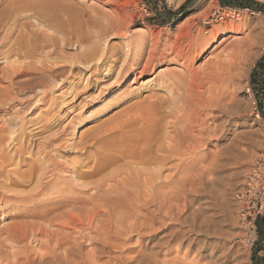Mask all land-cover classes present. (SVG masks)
Instances as JSON below:
<instances>
[{"label": "rangeland", "instance_id": "1", "mask_svg": "<svg viewBox=\"0 0 264 264\" xmlns=\"http://www.w3.org/2000/svg\"><path fill=\"white\" fill-rule=\"evenodd\" d=\"M60 1L68 6L74 5L72 7L76 11L74 10L73 18L77 23L74 25L75 27L72 26V29L88 28L92 34L100 35L103 32L109 34L106 40L109 45L114 46L116 61H111L112 65L110 62V64L108 63L111 66L108 68L107 77L95 74L88 78L87 72H78L74 77L69 76V80H64V85L57 88L58 80L52 78L50 82L52 88L48 92L47 100L67 92L66 87L72 84L76 85V89L69 97H60L57 100V106L48 112H45V108L51 103L50 100L45 106L41 102H37V104L32 96L34 92L25 88L27 86L23 83L24 79L35 76L29 69L27 73L20 74L17 77L19 79L15 80L21 85L11 86L9 80L0 81V87L1 85L8 87V91H3L0 94V137L6 136L0 146V155L2 149H6L7 152L13 151L5 142L11 138L10 132L14 130L19 132V127L22 125L23 130L20 132V136L23 135V138L26 139H24L26 145L32 144L33 155L25 153L29 163H34L35 159L42 158L41 151H46L45 146L48 145L51 138L53 140L55 137H61L59 135L63 133L62 139L55 143L56 150L49 148L47 151L51 150L50 153L55 161L65 163L62 167L73 169L74 160L77 159L80 162L85 158L76 157V150L73 148L81 135L76 133V139L69 140V134L64 129L66 124L74 122L73 116L83 115L84 117L85 115V121L75 128L77 131L87 132L94 128V124L97 122L110 120L129 103L143 100L148 97L147 95L153 93L155 97L165 98L170 95L161 83L163 76L166 78V75L172 78H170V83H172L175 92V88H177V92L183 96L187 94L189 100L191 96L193 97L189 102L185 100L184 103L178 104L183 106L185 115V119L177 123V125L179 124L177 127L181 128L177 132L179 141L182 140V134L186 132L182 126L192 125L193 129L198 131L199 126L212 117L211 112L215 111L217 105L211 106L212 108L209 106L206 109L204 104L207 100L227 103L234 99L235 102L234 106L228 108V112L221 116V119H217L218 121L215 122L212 119L209 120V124L213 126H216L217 122L220 123L221 120L225 122V128L220 137L213 134L211 131H214L211 129L213 126H210L204 141L196 145L195 152L183 155L185 158L173 157L175 159L172 158L173 160L168 164L169 168L167 167L168 169H165L166 171L163 173L162 184L164 185L162 187H164L160 189H163L162 191L159 190L162 195L157 192V194L160 193L158 196L161 198L154 196L149 202L139 200L141 199L138 195L139 192L137 193L136 187L132 186L114 191L111 199L107 201L108 203L105 202L106 197H104L102 198L103 206L96 207V204L93 205L91 201L86 200L88 196L86 191L73 187L70 182L66 181L68 175L62 173L59 175L56 185L46 187L38 194L35 191L39 185L36 180L28 183L29 185L27 183L22 186L13 184V181L21 179L22 172L27 171L28 167V164L20 162V157H15L6 166L5 172L0 174V190L3 191L6 183L12 181L7 194L10 195L13 190L15 192L22 191L23 194L22 198L10 199L8 195L0 197V239H5L2 237L7 234L6 232L2 233L3 227H13L19 224V228L23 226L22 229H24L25 227L23 230L25 232H23L22 241L15 242L13 245L5 244L3 253L24 250L31 255L32 253L34 255L35 252L40 254L55 244V239L73 231L68 235L72 234L70 236L72 241L81 240L83 253L92 252V243L96 241V249L101 247L105 250V252L97 253L96 259L99 262L110 261L109 256L114 257L109 247H103V240L107 239L106 241L116 242L118 245L125 242V248L117 247L115 249L117 253L122 252L128 257L125 264H131L135 257L141 260L142 256L145 261L142 260L141 263L148 264H154L153 262L157 260L166 264H172V262L174 264H253L254 250L258 248V243L259 245L264 244V238L260 240L258 235L264 211L255 218L256 221L253 225L249 224L247 220L243 221L238 215L234 195L242 189L246 183L245 178L255 166L261 165V173L264 178V0H198L188 10L174 18L170 13L180 8L185 0H182L178 7L170 0ZM196 4L198 6L191 10ZM256 7L262 10L256 9ZM77 9L78 14H76ZM27 18L15 21L17 24L12 30H15L14 34L23 27L22 21L35 24L33 18ZM45 23H48L46 27L37 24L36 27L30 28L40 29L38 39L43 37L41 31L57 38L61 36L62 42L63 37H68L67 35L71 34L70 26L65 27H69V31L61 28L65 32L59 33L54 24H49L47 21ZM10 24L13 25L12 22ZM222 29L229 30V33L216 42V34ZM119 31L121 33H118ZM14 34L9 39L10 43L1 49L2 51L7 53L6 49L13 42L14 44L18 43L15 40L18 33L15 36ZM180 35L183 37L181 43L177 42ZM96 40L99 44L106 41L102 39V36ZM65 43L61 46L63 49L58 48V51H55V57L59 56L56 53L63 54L64 51L62 57L69 58L81 50V47L75 42L71 43L72 45L66 43V48ZM250 47L253 48V51L258 52L249 59L247 50ZM126 53L129 54L127 55L129 58L125 60ZM180 54H184L185 58H182ZM54 55H51L53 61L56 59ZM14 57L9 59H14ZM1 61L3 59H0V64L5 65L6 61L4 60L2 63ZM24 61L32 62V59ZM232 61L239 64L238 69L233 72L238 75L236 84H231L230 81L233 77L227 70V63ZM34 62L36 61L34 60ZM220 62L223 65L219 66ZM70 64L69 61H65V68H69ZM123 66H125V71L122 73V77L120 74ZM216 67L219 70H216ZM191 79H194L193 82ZM186 81L190 82L192 86H186ZM202 88H204L203 93L200 92ZM198 95L200 96L198 97ZM21 99L24 101L29 99V102H21ZM195 101L197 102L195 103ZM93 103L100 109H106L99 120L95 117L89 118L90 113L87 112V109L89 104ZM258 114L260 117L256 119ZM18 115H21L20 119L16 118ZM35 115L38 116L34 118ZM168 117L164 122L171 121V117ZM48 121L52 123L51 126L47 125ZM3 122L5 125L2 124ZM167 128L169 130L171 127ZM193 133L195 134V132ZM66 140L68 142L62 144ZM23 149L26 151L27 147L25 146ZM170 164L172 168L169 166ZM90 166L91 164H87L84 169L86 170ZM112 171L111 169L107 170L92 180L98 177L101 178H98L99 180L108 178V176L110 178ZM44 172H40L41 177H50L49 170H44ZM102 175L104 176L102 177ZM164 176L168 178L165 179ZM111 177L113 176L111 175ZM84 181L86 180L83 179L81 182ZM29 192L36 194L33 195ZM66 194L69 195L66 196ZM15 195L11 194V196ZM68 197H70V204L52 211L47 210ZM162 198L164 200L161 202ZM78 199L85 202H78ZM67 211H72L71 218ZM63 216L68 221L72 220V224L61 222ZM130 217L132 219H129ZM130 221L137 222L140 227L128 233L126 224H130ZM22 223L27 224L22 225ZM45 230L46 232H43ZM78 233L79 235H76ZM47 237L51 241L44 243ZM92 238L93 242L90 240ZM36 240L38 241L36 242ZM182 240L184 241L180 244ZM140 249L141 254L138 253ZM3 253H0V259H4ZM262 254H264L263 251L261 256ZM100 257L101 259H99ZM108 264H112V261Z\"/></svg>", "mask_w": 264, "mask_h": 264}, {"label": "bare ground", "instance_id": "2", "mask_svg": "<svg viewBox=\"0 0 264 264\" xmlns=\"http://www.w3.org/2000/svg\"><path fill=\"white\" fill-rule=\"evenodd\" d=\"M170 1L172 2V4H174L177 7L180 6V4L182 2V0H170ZM72 6H74V5H72ZM72 6H70V5L68 6L67 4H62L60 0H0V59H3V61L4 60L6 61V63H4L5 65L0 64V81L6 82L7 80H9L10 82L9 81L8 82L10 83L11 86L16 85V84L19 85L20 82L19 83L15 82L16 79H19L17 77L20 74L23 75L24 73H27L28 69L30 71H32V73L35 74V76H33L32 78L31 77L27 78V79L25 78L23 83H25V86H27L25 88H27V89L29 88L30 92H34L32 96H34L36 103L41 102V104H44V106H45L46 103L50 100L49 102H51V103L45 108V112H48V111L52 110L53 107L57 106V100L60 97H65V96L69 97L70 95L73 94V90L76 89V85L72 84L71 86L66 87L67 92H63L64 94L60 93V94L56 95L55 97L47 100L46 98L48 97V92H50V89L52 88V86L50 84L52 78L53 79L56 78L58 80L56 83V85H57L56 88H57L62 84L64 85V80H69L68 79L69 76L74 77L78 72L79 73L87 72L86 74H87L88 78L91 77L92 75H95V74H102L104 77H107L106 75H108V73H109L108 68L113 63L111 61H113V60L116 61V58L114 57L116 54L114 46L109 45L107 40H106V38L109 37V34L104 33V32H103V34H100V35L98 33H96L97 35L92 34V31H89L90 29H88V28H86L87 30L82 29V28H80V30L72 29V26H74L77 23L75 18H73V16H75V14H73L75 9ZM197 6L198 5L196 4V6L192 7L191 10L195 9ZM76 14H78V9H77ZM27 17L33 18L35 20V24L33 25L27 21H22L23 27H21V30L18 29L19 31L15 33V34L18 33L16 36V39H15L16 42H18V43L14 44V42H13V44L8 49H6V50H8L7 53L4 52V50L2 51L1 49L10 43L9 39H11V36L15 32V30L12 31L13 27L15 29V26L17 24V23H15V21H17V19L19 20L21 18L28 19ZM39 19H40V21H38ZM127 19H128V17H127ZM45 21L49 22V24L50 23L52 25L54 24V26L56 28H58V29H56V28L55 29L58 30L59 33H61V31L63 32L65 29L67 31H69V29H68L69 27H67V28H65V27L70 26L72 29V31H70L71 34L67 35L68 37H66V36L63 37L62 40H63V42L65 41L67 44H71V43L75 42V44H77L78 46L81 47L80 48L81 50L78 53L73 54L69 58H64L65 56L62 57V55H64V51L61 50V51H63V54H61V53L57 54L56 53V55H59V56L55 57V55H54L55 51H58V48L63 49L61 46H62V44L64 45V43H65V42L63 43L61 41V36H60V38H59V36L57 38L55 36H51V35L47 34V32L41 31L43 33L42 34L43 37L38 39V31H40V29L39 28L30 29L31 27H34V26L36 27L37 24L38 25L39 24L44 25L46 27L48 23H45ZM74 21H76V22H74ZM10 22H12L13 25H11ZM121 23L123 24V22H121ZM54 26H52V28H54ZM61 28H64V30H62ZM118 33H121V32L119 31ZM228 33H229V30H227V29L219 30V33L216 34V36H217L216 42H219V40H221L223 37H225V35H228ZM15 34H14V36H15ZM182 35H183V33H182ZM182 35H180V37H178L179 39L177 42H180L183 39V37H181ZM101 36H102V39L106 40L105 43H103L104 45L96 42V41H98V40H96V38H99ZM66 43H65V48H66ZM257 52L258 51H256V52L253 51V48L250 47L247 50V53L249 55V59L251 56L255 55L254 53H257ZM52 54L54 55V58H56V59H54V61L51 59ZM127 55H129V54L126 53V55H124L125 60L129 58V57H127ZM180 55L182 56V58L183 57L185 58L184 54H180ZM12 56H15L14 59L13 58H12L13 60L9 59ZM26 59H32V62L24 61ZM69 59H71V60H69ZM34 60L36 62H34ZM3 61H1V63ZM65 61H69L71 63L69 68H67V67L65 68V65H64ZM109 62L111 63V65H109L110 64ZM227 64H228V69H227L228 73H231L232 76L231 75L230 76L233 77L232 81H230V82H231V84H236L238 81V79H237L238 75L236 73H233V72L236 69H238L237 67L239 64L236 61H232V62H229ZM220 65H223V64L220 62L219 66ZM241 69H243V68H241ZM216 70H219V68L216 67ZM124 71H125V66H123L121 69L120 75L122 77H123L122 73ZM118 75H119V72L117 73V76ZM29 76H32V75H29ZM121 76H119V77H121ZM174 77L176 78V75ZM170 78L171 77H168V75H166V78H164V76H163L161 83H162V85H164V88H166L167 92L170 93L171 96L168 95L165 98H158L157 96L155 97L153 95V93H152V95L151 94L147 95L148 96L147 98H145V96H144L145 99L129 103L128 106H125L122 110L119 111L120 113L111 117L110 120H107V121L103 120V121L97 122L96 124H94V128H92L93 126L91 127L92 129L90 131H87V132H84L83 130L77 131L75 128V127H77V125H80L82 122L85 121V119H84L85 115H84V117H83V115H79L76 117L73 116L74 122H69L68 124H66V127L64 129L69 134V137H68L69 140L70 139H72V140L76 139V133H77V135L78 134L81 135L79 137L80 139H79L78 143L75 144V146L73 148L76 150V152H75L76 157H85L80 162H78L77 159L74 160L73 161L74 162L73 169H68V168L62 167L64 162L62 163L60 161H58V162L55 161V159H53V157H52V154L50 153L51 150H50V152L47 151V149H49V148H52V150H56L55 143L58 140L62 139L63 133H61L62 135H59L61 137H57V138L55 137L56 139L54 138L53 140L51 138V141L49 140L50 142L49 143L47 142L48 145L45 146L46 151L45 150L41 151V155L43 156L42 158L35 159L34 163L32 162L33 164L31 162L29 163V161H28L29 159L27 157H25V153H29V154L33 153L31 151L32 144H28V145L25 144L26 139L23 138V135L20 136V132L23 130L22 125H20L19 132H17V130L10 132L11 138H8V140H6V142H5L6 145L9 146L10 150L12 149L13 151L7 152L6 149L1 150L2 153L0 155V158H1L0 159V174H3V172H5L6 166L9 165L14 160L15 157H20V159H19L20 162L28 164V167L26 168L27 171L22 172V176H20L21 179L19 181L18 180L13 181V184L22 186V185H25L26 183L28 184V183H31L32 181L36 180L37 183H39V185H37L38 188L36 187L37 189L35 190L38 194L40 193V191L42 192V190L45 189L46 187H52V186L56 185V183H58V177L62 173V174L68 175V180H66V181L68 183L70 182L73 187H76V188L78 187V188H81L83 191H86V193L88 195L86 200L91 201V203H93V205L96 204V207L103 206L104 202L102 201V198L106 197L105 202L109 201L111 199L112 193L114 191H118L120 188L122 189V187H124V188L125 187L126 188L132 187V186L136 187L135 189L137 190V193L139 192L138 195L141 197V199H139V200H142L145 202H149L150 199L154 198V196L161 198L160 196H158V194L160 195V193H161L160 191L163 190V189L160 190L161 188L164 187V186L162 187V185H164V184H162L163 173L166 171L165 169L169 168L168 167L169 162L172 161L173 159H175V158H173L175 156L180 158V156L184 157L183 155L186 156V154L195 152L196 148H197L196 145L201 144L204 141L206 132L210 129V126H213V125L209 124V120L212 119L213 122H215L217 119H221V116L223 114H225L226 112H228V108L233 107L234 102H235L234 99H231V101L227 102V103L215 102V100H210V101L207 100L204 104L206 106V109H207V107L209 108V106L211 107L213 105H217L215 108V111L211 112L212 117L209 120L205 121L201 126H199L198 131H195L193 129L194 126H192V125L182 126V128L184 127L185 131L188 133H186V132H185V134L183 133L182 134L183 137L181 135L182 140L179 141L180 139H179V136L177 137V135H178L177 132H178V129H181V128L177 127L179 125V124L177 125V123L184 120L185 115L183 114V112H184L183 106L178 105V104L179 103L181 104V102L184 103L185 100H188V102H189L192 100L193 97L191 96V94H189V96H191L190 100H189L187 98V94H186V96H185V94H184V96L181 95L180 93L177 92V88H175L176 89V92H175L172 83H170ZM192 80H194V79H191V82H193ZM186 82H187L186 86H188V85L192 86V84L190 82L189 83H188V81H186ZM203 89L204 88H202V90L200 91L201 93H203V91H204ZM39 90H40V92H38ZM163 90H165V89H163ZM3 91H8V87L1 85L0 94ZM199 96L200 95H198V97ZM200 100H201V98H200ZM23 101L24 100H22L21 102H23ZM24 102H29V99H26ZM196 102L197 101H195V103ZM105 110L106 109H103V108L100 109L97 105H95L93 103V104H89L87 112L90 113V115H89L90 119L91 118L93 119L95 117L99 120L100 118H102L103 112ZM187 110H188V108H187ZM229 110H233V109H229ZM39 112H41V111H39ZM37 116L38 115H35L33 117L36 118ZM168 116L171 117L170 118L171 121L164 122V121H166V119H167L166 117H168ZM229 117H230V115H229ZM259 117H260V115L258 114V116H256V119H258ZM16 118L20 119L21 115L20 116L18 115V117H16ZM191 119H193V118H191ZM2 124L5 125L4 122ZM214 124H216V123H214ZM47 125L51 126L52 123L50 121H48ZM224 126H225V122H223V120H221L220 123L217 122L216 126H213L214 128L213 127L211 128V129H214V131L213 130H211V131L213 132V134L215 133L216 135H218L220 137V134L222 133L223 129L225 128ZM167 127H171V128L168 130ZM3 131H4V129H3ZM172 132H174V133H172ZM193 132H195V134ZM179 134H181V132H179ZM5 137H3V136L0 137V146H1L2 142L5 140ZM67 142L68 141L66 140L62 144H66ZM11 144H13V145L11 146ZM25 146L27 147L26 151H24V149H23V148H25ZM13 154H15V155H13ZM190 155H192V154H190ZM227 159H229V158H227ZM180 161H181V159H180ZM180 161H179V163H180ZM87 164H91V166H90V168L85 170L84 167ZM171 164L169 166L172 168ZM174 167H177V166H174ZM110 169H111V171L115 169L114 171H112L113 173L111 172L110 178L108 176V178L106 177L107 179L102 178L103 180H99L101 178L98 177L99 179L96 178L98 180H96V179L92 180L96 176H98V175L102 174L103 172L110 170ZM44 170H47V171L49 170V172H50L49 176L50 177H47L45 174L44 175L46 177H44V178H43V176L41 177L40 172H44ZM69 175H70V177H69ZM111 175L113 177H111ZM103 176L104 175H102V177ZM164 178L167 179L168 177L164 176ZM80 179H82V180L84 179L86 181L81 182L82 181L81 180L80 182H78ZM11 184H12V181L7 182L6 186H4V188H3V191L0 190V197L3 195H8V198H10V199H14L15 197H17V198L21 197L22 198V194H23V193H21L22 191L15 192L13 190L14 193L12 192L11 194H13V195L16 194L15 196H11V194L10 195L7 194L10 191L9 186ZM35 184H36V182H35ZM0 186H1V183H0ZM6 188H8V189H6ZM136 190H135V192H136ZM35 191H33V192H35ZM33 192H29V193H32L33 195H35L36 193H33ZM157 192H160V193L157 194ZM24 195H25V193H24ZM27 195H29V194H27ZM67 195H69V194H66V196ZM161 195H162V193H161ZM163 198H164V196H163ZM163 198L160 199L161 202H162V200H164ZM71 202H72V200H71ZM78 202H85V201L78 199ZM99 202H101V203H99ZM68 204H70V197L60 200L59 202H57L56 205L52 206V208H49L47 210L52 211L54 209H59V207H62V206L68 205ZM96 207L94 206V208H96ZM99 211H101V210H99ZM67 212H69V211H67ZM71 212L72 211H70L68 214L69 218H71ZM82 214H84V213H82ZM140 216H142V215H140ZM129 219H132V218L130 217ZM62 221L65 224H72V222H73L72 220H71L72 222L68 221V219H66L64 216L62 217L61 222ZM89 221H90V219H89ZM54 222H56V221H54ZM29 223H31V222H29ZM25 224H27V223H25ZM25 224L22 223V225H25ZM39 224H41V223H39ZM79 224H81V223H79ZM16 225L13 227L10 226L7 228L3 227L4 229L2 228V230H1L2 233L6 232L7 234L5 235V237H2V239L3 238H5V239H3V240L0 239V253L4 252L3 248H4L5 244L7 245V243H9V244L13 245L15 242L23 240L22 239L24 237L23 232H25L23 230L25 229V227H24V229H22L23 226H22V228H19V224H18V226H16ZM31 225H33V224H31ZM47 225L49 226V224H47ZM47 225H45V226H47ZM56 225H58V224H56ZM63 226H64V224H63ZM126 226H127L126 232L129 233L130 231H133V230L137 229L138 227H140V224H138L137 222L132 223L130 221V224H126ZM40 227H42V226H40ZM20 231H22V232H20ZM43 232H46V230ZM67 232H69V231H67ZM72 232L70 231L69 233H72ZM47 233H48V231H47ZM68 234L66 233V234H64V236H60V238L58 237L59 239H55L56 243L53 244L51 247H49L45 252L42 251V253H40V254L35 252L34 255H33V253L31 255L24 250H22L20 252L15 251V252H6L5 254L3 253L4 259H2V258L0 259V264H108L111 261L113 264V262H115V260H116L115 264H125V261L127 260L126 258H128L124 254H122V252L117 253L115 250V249H117V247L125 248L126 247L125 242H124V244L118 245L116 242L110 243V241L109 240L106 241L107 240L106 239V240H103V247H106V248L109 247L110 252L112 251L111 253L114 254V257L109 256L110 261L99 262L98 259H96L97 255H98L97 253L105 252V250L101 247H98L96 249L97 241L92 243V246H93L91 249L92 252L83 253L82 252L83 246H82L81 240L80 241L79 240L72 241V239H70V236L72 234L70 236ZM76 235H79V233ZM0 236H1V233H0ZM50 237H52V236L50 235ZM79 237H83V236H79ZM182 237L183 236L181 235L180 238L182 239ZM53 238H52V240H53ZM77 238H78V236H77ZM90 240L92 242L94 241L93 238ZM37 241L38 240H36V242ZM46 241L48 243L51 240H49V237H47V239L45 240L44 243H46ZM183 241L184 240L180 241V244ZM89 243H90V241H89ZM40 244H42V243L40 242ZM137 245H139V243ZM202 247H203V245H202ZM138 253H140V254L142 253L141 249L138 251ZM141 258L142 259L139 260L140 258L135 257V259L133 260V262L131 264H148V263H141L142 260L145 261L144 256H142ZM99 259H101V257ZM169 260H171V259H169ZM159 261L157 260L153 263L154 264H166L163 261H162L163 263H161ZM175 263H176V261H175ZM172 264H174V263L172 262ZM208 264H210V263H208ZM212 264H214V263H212Z\"/></svg>", "mask_w": 264, "mask_h": 264}, {"label": "built area", "instance_id": "3", "mask_svg": "<svg viewBox=\"0 0 264 264\" xmlns=\"http://www.w3.org/2000/svg\"><path fill=\"white\" fill-rule=\"evenodd\" d=\"M245 182L242 189L235 193L234 201L237 203L239 217L253 225L255 218L264 211V178L261 165L253 168L245 178Z\"/></svg>", "mask_w": 264, "mask_h": 264}, {"label": "crops", "instance_id": "4", "mask_svg": "<svg viewBox=\"0 0 264 264\" xmlns=\"http://www.w3.org/2000/svg\"><path fill=\"white\" fill-rule=\"evenodd\" d=\"M263 58H264V55H263ZM261 220L262 221H261V224H260V227H259V232H258L260 240L262 238H264V217ZM257 247L258 248H256L254 250L253 264H264V254H262V256H261L262 251L264 252V244L259 245V243H258Z\"/></svg>", "mask_w": 264, "mask_h": 264}, {"label": "trees", "instance_id": "5", "mask_svg": "<svg viewBox=\"0 0 264 264\" xmlns=\"http://www.w3.org/2000/svg\"><path fill=\"white\" fill-rule=\"evenodd\" d=\"M197 1L198 0H185V2L182 4V6L180 8H178L176 11H173L170 13L172 15L171 17H173V18L177 17L182 12L188 10ZM256 9L262 10L261 8H258V7H256Z\"/></svg>", "mask_w": 264, "mask_h": 264}]
</instances>
